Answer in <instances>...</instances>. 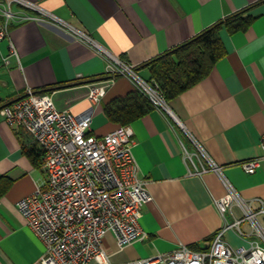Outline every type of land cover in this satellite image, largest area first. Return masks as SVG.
<instances>
[{
    "label": "crops",
    "instance_id": "crops-1",
    "mask_svg": "<svg viewBox=\"0 0 264 264\" xmlns=\"http://www.w3.org/2000/svg\"><path fill=\"white\" fill-rule=\"evenodd\" d=\"M29 1L87 33L114 57L148 77V61L226 16L262 2L250 11L256 19L247 31L221 33L227 54L210 74L168 102L174 118L154 107L129 125L138 176L147 181L152 196L140 220L147 237L121 249L109 231L103 246L112 264L168 255L181 244L202 251L226 222L242 217L237 206L225 217L219 212L215 200L227 190L217 174H198L202 164L208 165L185 129L223 166L239 194L259 210V200L264 202V161L254 174H247L241 164L263 153L264 0ZM9 31L10 38L0 41V102L15 101L28 88L44 94L40 92L56 87L46 94L59 110L69 109L77 116L92 111L91 134L101 137L118 128L107 119L104 107L136 90L129 78L116 76L101 101L93 104L86 98L88 85L108 78V60L103 55L49 19L15 22ZM11 46L19 60L11 54ZM3 58H9L10 64ZM42 161L33 138L0 116V264H41L45 244L27 226L17 204L45 186ZM259 217L264 225V215ZM242 229L250 232L248 224H242ZM223 240L234 248L247 244L235 230L225 231Z\"/></svg>",
    "mask_w": 264,
    "mask_h": 264
},
{
    "label": "built area",
    "instance_id": "built-area-1",
    "mask_svg": "<svg viewBox=\"0 0 264 264\" xmlns=\"http://www.w3.org/2000/svg\"><path fill=\"white\" fill-rule=\"evenodd\" d=\"M14 5L39 17L25 11L21 13ZM48 19L108 60V78L88 85L86 98L89 101L98 104L107 88L114 84L115 77L122 75L129 78L155 108L174 118L157 84L140 77L131 64L114 57L87 33L32 1L0 0V41L10 38L9 29L15 22ZM11 47V54L19 60L16 49ZM3 61L10 64L9 58ZM0 116L8 125L32 137L43 154L45 186L37 187L32 195L17 204L27 226L45 244L41 264H88L92 260L98 264H112L103 246L107 232L114 233L121 249L147 237L140 220L152 196L147 181L138 176L132 153L134 134L129 125L120 126L105 136H95L90 133L92 111L77 116L69 109L59 110L49 94H38L32 88L11 103L0 102ZM185 132L208 165L202 164L198 174H217L227 190L224 197L215 200L219 212L225 217L237 206L242 217L226 222L213 242L202 251L181 244L168 255L127 264H264V225L259 219L264 215V202L259 200L260 208L254 210L226 178L223 166L217 165L186 129ZM260 147L261 156L241 164L247 174H254L264 161V134ZM185 153L189 156L187 151ZM242 224L249 225V233L242 229ZM227 230H235L247 239V244L231 247L223 240Z\"/></svg>",
    "mask_w": 264,
    "mask_h": 264
},
{
    "label": "trees",
    "instance_id": "trees-1",
    "mask_svg": "<svg viewBox=\"0 0 264 264\" xmlns=\"http://www.w3.org/2000/svg\"><path fill=\"white\" fill-rule=\"evenodd\" d=\"M261 3L226 16L191 39L148 61L145 64L149 67V77L146 80L159 86L167 102L195 87L227 54L221 33L225 31L229 35H234L247 31L256 19L249 13ZM135 71L137 72L136 67ZM53 89L56 87L40 93H48ZM153 109L154 105L150 100L135 90L125 97L111 100L105 105L104 112L110 122L120 127L130 125Z\"/></svg>",
    "mask_w": 264,
    "mask_h": 264
},
{
    "label": "rangeland",
    "instance_id": "rangeland-1",
    "mask_svg": "<svg viewBox=\"0 0 264 264\" xmlns=\"http://www.w3.org/2000/svg\"><path fill=\"white\" fill-rule=\"evenodd\" d=\"M137 74L140 76V77H142L143 79H147L148 78V76L147 75H144V74H142V73H138V71H137Z\"/></svg>",
    "mask_w": 264,
    "mask_h": 264
}]
</instances>
